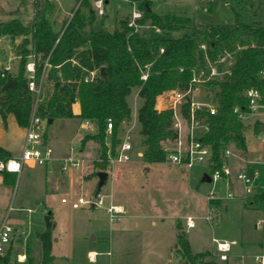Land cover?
Wrapping results in <instances>:
<instances>
[{
  "label": "rangeland",
  "instance_id": "obj_1",
  "mask_svg": "<svg viewBox=\"0 0 264 264\" xmlns=\"http://www.w3.org/2000/svg\"><path fill=\"white\" fill-rule=\"evenodd\" d=\"M93 3L94 0H90L97 19L104 17V28L110 32L118 26L119 19L132 20V14L137 9V5L129 0H107L103 14H98ZM255 4L256 2H251L250 6ZM36 6L46 10L53 30L62 32L79 6V1L0 0V22L19 18L26 23L33 17ZM151 10L158 14L171 13L187 17L199 23L231 24L234 20L233 14L221 0H155ZM173 35L178 37L180 33L173 32ZM22 38L23 36L15 39L6 35L0 36V67H5L3 58L11 72L17 71L19 57L16 55V45ZM225 57V61L219 63L222 71L216 78L220 79L228 72V62L233 57L229 54ZM31 62L32 56L28 58L27 64ZM27 74H30L28 70ZM203 81L196 83L192 100L197 103H214L212 94L208 92ZM40 82L39 98L40 101H46L54 89V83L46 78V73ZM128 101L132 118L126 121L118 138L121 144L128 137L132 147L129 152L130 160H116L120 148L118 144L115 155L112 156L115 162L108 161L105 170L125 177L118 186L109 172L99 191L106 195L105 205L112 199L113 203L127 205L130 211L110 222L102 206L77 210L71 208V202L78 197L90 199L98 191L96 171L104 170L92 165V161L100 157L99 144L93 140H89L84 147L80 144L84 135L95 133L96 125L94 124L93 129H85L82 121L76 117L56 118L47 128L52 159L44 165L26 162L19 173L12 174L14 180L10 184L3 183L0 177V224L6 220L8 225L17 228L13 235L11 261H17V253L27 252L33 258L34 264L40 262L42 248L38 234L48 229L44 217L50 213L54 224L50 227L52 240L58 239L53 246V252L65 256L58 257L55 264H188L174 250L175 224L178 222L193 253L208 252L205 259L219 264H231L232 261L235 264H260L258 257L264 253V202L255 200L256 192L237 198L242 184L235 178L232 188L223 180L202 181L204 173L209 170L203 163L187 169L162 162L153 165L151 171L145 173L146 171L141 170L142 165H147L142 157L145 145L137 122V106L142 100L137 94V88L132 89ZM258 115L260 116L252 124L255 135L258 134L259 127L254 126H264V101L256 109V116ZM256 116L247 115L242 121L243 125L251 124ZM185 132L183 127L182 139ZM201 132L202 128L195 130V134ZM253 133L250 128L246 132L251 161L245 160L246 151L233 144L228 147L232 152L230 159L235 171H244L249 175L258 171V180L264 185L260 140ZM4 138L11 144L13 152H20L21 135L6 124H1L0 140L5 142ZM106 140L109 142L110 139L107 137ZM172 147L174 143H164L165 150ZM71 157L78 159L79 168L69 166L63 170L62 162ZM132 169L138 174H132L129 179L128 171ZM59 171L63 173H58ZM55 173L61 175L62 179L51 189L50 178L55 177ZM228 191L233 194V198H226ZM211 194L214 199H209ZM62 197L68 203H61ZM249 199L253 200V208H249ZM208 215L211 217L210 221L206 220ZM187 217L194 221L191 228H186L184 224ZM152 220L155 224L151 223ZM213 238H233L236 243H242V246H233L239 249L242 257L236 258V261L233 258L220 260L215 254ZM91 248L98 252L95 262L89 261L87 257V250Z\"/></svg>",
  "mask_w": 264,
  "mask_h": 264
},
{
  "label": "trees",
  "instance_id": "obj_2",
  "mask_svg": "<svg viewBox=\"0 0 264 264\" xmlns=\"http://www.w3.org/2000/svg\"><path fill=\"white\" fill-rule=\"evenodd\" d=\"M76 1L79 6L62 32L53 30L46 10L40 6H36L33 17L26 23L19 18L0 22V36L13 39L23 36L16 45L17 71L13 73L0 67L3 124L8 114L14 116L19 127L29 124L35 104L27 74V61L32 56L35 83L39 84L45 73L54 83L48 99L36 104V114L46 120L45 143H48L47 128L54 119L89 120L97 130L92 135H84L80 144L83 147L89 140L99 144L100 157L92 161V165L105 171L109 155L114 156L120 144L121 124L131 119L127 97L137 88L142 99L137 110L139 134L145 145L142 157L146 163H161L164 162V143L174 141L178 131L173 127L172 109L159 112L155 109L157 96L194 87V72H207L211 65L221 72L218 60L229 54L233 60L228 72L220 79L203 82L212 94L214 114L201 108L195 111V118L208 127L201 140L211 149L209 172L221 166V154L231 144L246 151L244 125L234 108L248 110L244 94L248 88H258L264 93V76L260 75L264 70V0H221L233 14L231 24L199 23L171 13L158 14L151 10L153 0H129L138 3L141 17L135 20L136 26L129 25L128 19H119L112 32L104 28V17L97 19L90 0ZM251 2L256 4L251 7ZM173 32L180 35L175 37ZM143 74L146 79H142ZM190 100V96H186L180 108L186 119L190 115ZM75 102L80 106L78 115L72 111ZM107 119L113 125L109 142L106 140ZM10 158L12 154L0 146V159ZM13 180L12 173L4 174V183L10 184ZM254 196L256 201L264 202L263 191H257ZM177 229L176 252L188 264H219L205 259L208 252L193 253L179 223ZM38 239L42 255L37 264H53L50 228L39 233ZM11 248L0 259V264H34L27 253L23 262L11 261Z\"/></svg>",
  "mask_w": 264,
  "mask_h": 264
},
{
  "label": "built area",
  "instance_id": "obj_3",
  "mask_svg": "<svg viewBox=\"0 0 264 264\" xmlns=\"http://www.w3.org/2000/svg\"><path fill=\"white\" fill-rule=\"evenodd\" d=\"M94 8L98 14H103L105 0H94ZM141 17L139 11H135L132 14V20H129V25L136 26L135 20ZM204 49V45L201 46ZM226 56V55H225ZM225 56L221 57L218 60V63L225 61ZM34 64L33 62L27 64V70L29 74L28 87L35 95V104L31 114V119L29 124L25 127V139L22 147V151L19 157H12L8 160L0 159V177L3 179V176L6 172L8 173H19L22 170V167L26 162L44 165L50 161L52 150L48 146V143L44 142V133L46 130V120L41 119L36 114V104L40 101V86L34 81ZM221 72L218 70L217 66L211 65L207 72L199 71L194 72L192 83L194 87H189L187 90L175 89L164 94L166 106L173 110V127L177 129L178 136L174 140V147L170 149H164V162L167 164L175 165L179 168L191 169L195 164L203 163L207 167L210 165L211 149L210 146L205 144L201 137L208 130L206 124L198 121L195 118V111L197 109L205 108L210 114H214L215 107L213 103H197L192 100V92L196 89V83L201 80H209L216 78ZM261 76H264V70L260 72ZM204 76V77H203ZM142 79H146V74H143ZM203 77V78H202ZM202 78V79H201ZM203 81V82H204ZM245 96L248 99V110L246 112L241 111L239 107L234 108V112L237 114V117L243 121L247 115H250L256 111V109L262 106L264 101V93L261 92L258 88H248L244 92ZM186 96H190V115L189 119L183 118L180 112L181 104L185 100ZM83 127L85 129H90L93 127V122L89 120L82 121ZM184 123L186 126L185 137H181V125ZM112 121L107 119L106 121V135L109 138L111 136L112 130ZM202 128L200 134H195V130ZM260 140V154H261V163L264 165V129L259 136ZM132 147L128 141V137L120 144L119 154L116 158L118 162H126L130 160V154ZM232 152L230 148L225 149L222 154V163L219 168L214 169L213 171H208V174L211 178V181L223 180L228 185L230 179L234 177L236 180L240 181L242 184V190L244 195H252L257 191L264 192V185H262L257 179L259 177V172L254 171L252 175L244 171H238L235 174L232 173L229 161ZM108 161L114 163L115 159L109 155ZM69 166L74 168H79V161L76 158H68L62 162V169L66 170ZM106 195L101 193L99 190L90 199H83L78 197L76 200L71 202L72 209H81L84 207H104V210L108 216L110 222L115 221L124 210L120 205L113 203L111 200L105 205ZM214 195L211 194L209 199H214ZM226 198H233V194L228 191ZM61 203H68V200L65 197L61 198ZM206 220L210 221L211 217L206 216ZM185 224L188 228L194 226V221L192 218L187 217ZM17 232V229L8 225L6 220L2 221L0 224V259L4 257L10 246L13 245V235ZM214 244L215 254H217L220 260H227L229 254L232 251L233 246L236 244L234 240H220L217 238L212 239ZM96 256V253L89 255L91 259ZM26 256L25 253H17L16 259L18 262H23ZM260 264H263L264 253L258 257Z\"/></svg>",
  "mask_w": 264,
  "mask_h": 264
},
{
  "label": "crops",
  "instance_id": "obj_4",
  "mask_svg": "<svg viewBox=\"0 0 264 264\" xmlns=\"http://www.w3.org/2000/svg\"><path fill=\"white\" fill-rule=\"evenodd\" d=\"M155 0H153V2H154ZM153 2H152V5H151V7L153 6ZM105 3H107V0H105ZM132 4H136L137 5V9L135 10V11H138V3H136V2H131ZM134 11V12H135ZM2 63L4 64V66H5V68L6 69H11V68H9V67H7L6 65H7V62L2 58ZM1 63V62H0ZM228 64H231V61H229L228 62ZM165 94V93H164ZM164 94H161V95H159V96H157V98H156V104H155V107L158 105V103H160L161 104V110L162 109H165V108H167V106H166V101H165V97H164ZM141 99V98H140ZM142 100V99H141ZM127 101H128V97H127ZM128 103H129V101H128ZM141 104H142V102L140 103V105H138L137 106V110H138V108L141 106ZM130 106V105H129ZM72 111H73V113H74V115H78L79 113H80V106H79V103L78 102H75L73 105H72ZM250 115H254V116H256V111L254 112V113H252V114H250ZM260 115H258V116H256V118L253 120V121H251L250 123L251 124H249L248 123V125H244V137H245V144H246V153H244V158H245V160L247 161V162H249V161H251V159H250V157H249V150H248V146H247V135H246V132H247V130L250 128L251 130H252V133H253V127H252V124L254 123V121L259 117ZM132 118V117H131ZM79 119V118H78ZM15 123H16V121H15V118H14V116L12 115V114H8L7 115V117H6V125L7 126H9V128H11V130L12 131H14V132H17V133H19L20 135H21V148H20V152L18 153V152H13V149L12 148H10V143H9V141H7L6 140V138H4L5 139V142H2L1 140H0V146L1 147H3V148H5L6 150H8L11 154H12V157H19L20 156V154H21V151H22V147H23V141H24V134H25V128H23V127H19L18 125H15ZM125 123H126V121L125 122H123L122 124H121V129L125 126ZM1 124H3V121H2V119H1V117H0V126H1ZM17 124V123H16ZM18 126V127H17ZM94 126V125H93ZM245 126H248V127H245ZM183 127H185V129H186V126L184 125V123H182V125H181V130H182V128ZM262 127H263V129H264V126H260L259 127V131H258V134H254V136L257 138V139H259V136L261 135V132L263 131V129H262ZM247 130H246V129ZM90 129H93V127L92 128H90ZM96 132V131H95ZM186 133V132H185ZM181 137H182V134H181ZM87 143H89V141L88 142H86V144ZM172 145H173V143H174V141H172V142H170ZM85 144V145H86ZM84 145V146H85ZM83 146V147H84ZM259 152H260V149H259ZM231 158V157H230ZM134 163V162H133ZM162 163V162H161ZM147 165H142V169L141 170H144V171H146L145 173H149L150 171H151V168H152V166L153 165H155V164H158V163H146ZM229 166H230V169H231V171H232V173L233 174H235L236 172H238V171H240V170H238V171H235V168L233 167V164L231 163V159H230V161H229ZM244 169V168H243ZM242 169V170H243ZM109 172H111L112 174V176L114 177V180H115V182H116V184H118V186H120V184H121V180L125 177V175H123V176H120L118 173H116V172H114L113 173V171H110V170H107V177H108V173ZM129 172V174H128V178L130 177V176H132V174H133V176L134 175H137L138 173H136L137 171H135L134 169H132V170H130V171H128ZM58 173H63V172H58ZM96 173H97V171H96ZM131 173V174H130ZM56 174V173H55ZM260 174V173H259ZM260 176V175H259ZM263 177V176H262ZM131 178V177H130ZM129 178V179H130ZM233 178L234 177H232L231 179H230V183H229V187L230 188H232L233 186H234V182H233ZM259 178V177H258ZM62 179V177H61V175H58V174H56V176L55 177H51L50 178V188L51 189H54L58 184H59V182H60V180ZM107 179V178H106ZM126 179V178H125ZM128 180V179H127ZM258 180V179H257ZM2 181H3V179H2ZM259 181V180H258ZM3 183H4V181H3ZM244 193H243V190H241V192L239 193V195L237 196V198L239 197V198H244ZM246 199V198H245ZM111 201H112V199H110ZM253 200H250L249 199V208H253ZM116 204V203H115ZM117 205H120L122 208H123V210H124V212H123V214H121L122 216L124 215V214H126L128 211H130L129 210V208H128V206L127 205H125V204H123V203H117ZM28 211H30V210H28ZM120 215V216H121ZM50 221H51V223H52V227L54 226V224H53V221H52V217H51V214H50ZM151 223L152 224H155V221L154 220H152L151 221ZM179 223V225H180V222H178ZM178 223H176L175 224V228H176V235H177V232H178V229H177V224ZM184 224H185V222H184ZM185 226H186V224H185ZM180 227H181V225H180ZM186 228H187V226H186ZM17 229V228H16ZM181 229H182V227H181ZM183 230V229H182ZM52 237H53V235H52ZM94 239H95V237H94ZM188 240V239H187ZM224 240H227V239H224ZM231 240H234V241H236L235 239H231ZM58 242V239L57 238H55L54 240H52V248H51V253H52V255H53V257H54V259H53V264H55V261L57 260V258L58 257H63V258H65V256H60V255H58V254H55L54 252H53V246H54V244L55 243H57ZM189 242V241H188ZM240 245V246H242V243H236L235 244V246L236 245ZM260 245H261V243H260ZM174 250H176V248H175V245H174ZM238 248H232V251H231V253L229 254V256H228V259L229 258H233V259H235V261H236V258H238V257H242V255L240 254V252H238ZM22 253H25V256H26V253L27 252H22ZM93 253H96V256L93 258V259H91L90 257H89V255H93ZM108 254H109V252H107ZM97 256H98V252L95 250V249H88L87 250V257H88V260L89 261H91V262H95L96 261V258H97ZM233 262V261H232ZM232 262H231V264H232ZM234 264H235V262H233Z\"/></svg>",
  "mask_w": 264,
  "mask_h": 264
},
{
  "label": "water",
  "instance_id": "obj_5",
  "mask_svg": "<svg viewBox=\"0 0 264 264\" xmlns=\"http://www.w3.org/2000/svg\"><path fill=\"white\" fill-rule=\"evenodd\" d=\"M100 72H101V74L104 76L105 75V73H104V69L103 68H101L100 69ZM58 84V83H57ZM161 104L160 103H158V105L155 107V109L159 112V111H161ZM52 122V120L50 119L49 121H48V123L50 124ZM262 129H263V127H262ZM96 175H97V177H98V183H97V186H98V189H100L101 188V186L105 183V180H106V178H107V172L106 171H98L97 173H96ZM202 181H206V182H210L211 181V178H210V176H209V174L208 173H204V175H203V177H202ZM44 220H45V226H46V228H50V227H52V223H51V221H50V213H48L45 217H44ZM179 264H182L181 262L179 263Z\"/></svg>",
  "mask_w": 264,
  "mask_h": 264
}]
</instances>
